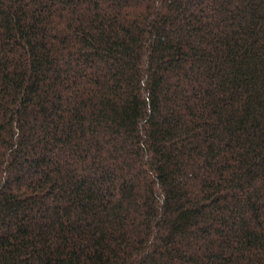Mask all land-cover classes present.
I'll return each instance as SVG.
<instances>
[{
    "label": "trees",
    "instance_id": "1",
    "mask_svg": "<svg viewBox=\"0 0 264 264\" xmlns=\"http://www.w3.org/2000/svg\"><path fill=\"white\" fill-rule=\"evenodd\" d=\"M0 264H264V0H0Z\"/></svg>",
    "mask_w": 264,
    "mask_h": 264
}]
</instances>
